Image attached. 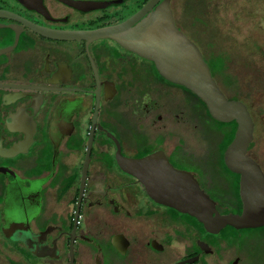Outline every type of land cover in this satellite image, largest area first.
Here are the masks:
<instances>
[{"label":"flooded vegetation","instance_id":"obj_1","mask_svg":"<svg viewBox=\"0 0 264 264\" xmlns=\"http://www.w3.org/2000/svg\"><path fill=\"white\" fill-rule=\"evenodd\" d=\"M149 1L0 0V264H264V224L210 232L147 190L152 168L170 164L190 172L220 214L242 211L222 121L152 60L90 34L124 23ZM211 1L169 5L222 92L234 91L225 96L246 105L253 121L246 153L264 175V111L259 118L228 71L237 52L223 47L220 20L203 45L208 59L193 39L190 14H205ZM215 56L223 69L212 74ZM120 155L137 162L135 174ZM18 227L22 241L3 238Z\"/></svg>","mask_w":264,"mask_h":264},{"label":"water","instance_id":"obj_2","mask_svg":"<svg viewBox=\"0 0 264 264\" xmlns=\"http://www.w3.org/2000/svg\"><path fill=\"white\" fill-rule=\"evenodd\" d=\"M151 1L124 23L90 34L95 38H114L124 47L152 60L161 76L201 98L212 117L222 122H236L234 136L223 157L226 166L240 175L242 211L220 214L195 177L170 164L152 168V173L144 180L147 190L159 203L196 217L210 232H217L226 225L235 228L261 226L264 224V175L246 153L253 138V121L248 109L242 101L228 99L219 88L198 46L176 26L169 0H161L154 9ZM44 33L51 36L68 34L62 35L55 30ZM118 161L124 170L135 174V160L120 155Z\"/></svg>","mask_w":264,"mask_h":264},{"label":"rangeland","instance_id":"obj_3","mask_svg":"<svg viewBox=\"0 0 264 264\" xmlns=\"http://www.w3.org/2000/svg\"><path fill=\"white\" fill-rule=\"evenodd\" d=\"M175 3L181 6V0H175ZM190 4L192 7H197L194 3ZM191 13L192 21L190 22L195 23L191 28L194 34L193 39L203 52V45L205 46L208 35L216 31L214 18L220 20L217 26L226 37L222 41L223 47L237 52V55L232 56L233 61L228 62V71L238 78L241 86L239 93L246 96L245 99L248 98L247 101L253 105L258 117H262L261 113L264 111V0H212L209 3V11L206 10L205 14ZM197 15L199 18L196 17ZM197 27L199 31H201L200 28H204L205 32L201 31L203 35L197 31ZM204 56L206 57L205 52ZM219 84L221 86L220 82ZM227 92L234 93L232 90ZM229 94L226 95L229 96ZM250 95L253 97L251 100ZM250 112L252 113L251 109ZM247 235L245 234L244 237L246 238ZM3 238L6 241L15 239L22 241V228L18 227L13 232L3 233ZM238 242L239 240L236 244Z\"/></svg>","mask_w":264,"mask_h":264},{"label":"trees","instance_id":"obj_4","mask_svg":"<svg viewBox=\"0 0 264 264\" xmlns=\"http://www.w3.org/2000/svg\"><path fill=\"white\" fill-rule=\"evenodd\" d=\"M211 71L212 74H215V72L220 71L221 69H223V62L222 59L219 56H215L212 61H211ZM227 80V85H231V82L229 80V78H226ZM218 124L221 126V130H222V141L221 144L223 145V147H225L233 138L234 135V131L236 128V123L234 121L232 122H218ZM225 168V167H224ZM228 172H230L227 168H225ZM237 176V175H236ZM237 181V180H236ZM235 181V192H234V202H236V204H240V200L238 197V193H237V183Z\"/></svg>","mask_w":264,"mask_h":264}]
</instances>
